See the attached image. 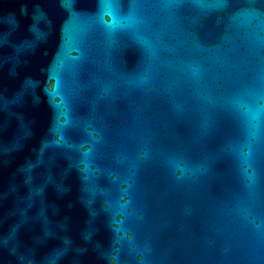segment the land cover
<instances>
[{"label": "water", "instance_id": "1", "mask_svg": "<svg viewBox=\"0 0 264 264\" xmlns=\"http://www.w3.org/2000/svg\"><path fill=\"white\" fill-rule=\"evenodd\" d=\"M0 264H264V0H0Z\"/></svg>", "mask_w": 264, "mask_h": 264}]
</instances>
